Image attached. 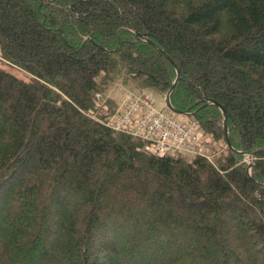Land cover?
<instances>
[{"label": "trees", "instance_id": "1", "mask_svg": "<svg viewBox=\"0 0 264 264\" xmlns=\"http://www.w3.org/2000/svg\"><path fill=\"white\" fill-rule=\"evenodd\" d=\"M0 57L28 76L0 66V264H264V0H0ZM119 77L163 98L177 77L225 152L108 128Z\"/></svg>", "mask_w": 264, "mask_h": 264}, {"label": "built area", "instance_id": "2", "mask_svg": "<svg viewBox=\"0 0 264 264\" xmlns=\"http://www.w3.org/2000/svg\"><path fill=\"white\" fill-rule=\"evenodd\" d=\"M139 93L130 91L124 96L123 107L120 105L107 119L108 128L146 142L148 152L154 156H204L197 122L172 113L163 101L161 108H156L153 95Z\"/></svg>", "mask_w": 264, "mask_h": 264}, {"label": "rangeland", "instance_id": "3", "mask_svg": "<svg viewBox=\"0 0 264 264\" xmlns=\"http://www.w3.org/2000/svg\"><path fill=\"white\" fill-rule=\"evenodd\" d=\"M3 63H6V62L1 60V57H0V66H2L4 69L13 73L14 75H16L19 78H26V79L28 78V76L24 72H22L16 68H10ZM130 91H135V90H130L127 85H122V79H121V77H119V78H117L116 81H114L108 87L107 91H105V94L102 97V102L106 98L110 99L112 101V103L114 104L113 112L118 111V107L120 105L123 107V104H121V102L124 100V96L126 94H129ZM143 92H146V93L153 95L152 92L150 90H147V89H143L142 91H140V93H143ZM153 97L156 100L155 101V107L161 108V102L164 101L162 95L157 93L156 95L154 94ZM97 106H100V104L97 103ZM94 113L95 112H91V111L88 112V114L90 116ZM102 114H103V111H102ZM92 117L98 121L100 120V122H103V119L97 118L98 116H96V115H93ZM108 118H106L104 120V122H106V120ZM200 132H201V130H200ZM201 133H199V135H200L199 136V142H201V152H203L204 154H207V157H208L207 160L209 162L214 163V161H213L214 157L220 155L222 152H225V150L227 149V146L225 145L224 141L221 138H218V137L216 138L213 133H203V132H201ZM185 157H188V156H185ZM242 161L245 163L246 171H247L249 164L253 165L254 158L250 154H245ZM250 169H251V167H250ZM250 169L247 171L248 174H250Z\"/></svg>", "mask_w": 264, "mask_h": 264}, {"label": "water", "instance_id": "4", "mask_svg": "<svg viewBox=\"0 0 264 264\" xmlns=\"http://www.w3.org/2000/svg\"><path fill=\"white\" fill-rule=\"evenodd\" d=\"M153 46L157 49L158 52L163 53L162 50L160 48H158L156 45L153 44ZM164 56L166 57V59L168 60V62H170L172 64V60L166 54H164ZM176 75H178V72L177 71H176ZM176 79H177V77H176ZM176 79L174 80V82L172 83L170 89L167 91V93L164 96V105H165V107L168 110H170L174 114H177V115H186L183 112L176 111L172 107V105L170 104V101H169V94H170V92H171V90H172V88H173V86H174V84L176 82ZM208 103L209 104H216V102L211 101V100H209ZM216 105L218 106V108L220 109L221 114H222V118H223L222 126H223V132H224V139H225L226 143L228 144V132H227L226 112H225V110L220 105H218V104H216ZM250 167H252L251 164H249V167L247 168V171L250 169Z\"/></svg>", "mask_w": 264, "mask_h": 264}]
</instances>
